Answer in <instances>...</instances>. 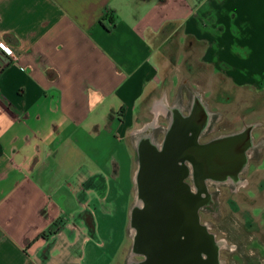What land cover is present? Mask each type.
Returning a JSON list of instances; mask_svg holds the SVG:
<instances>
[{"label": "crops", "instance_id": "0c3cea01", "mask_svg": "<svg viewBox=\"0 0 264 264\" xmlns=\"http://www.w3.org/2000/svg\"><path fill=\"white\" fill-rule=\"evenodd\" d=\"M0 44V264L81 262L175 62L264 92V0H0Z\"/></svg>", "mask_w": 264, "mask_h": 264}, {"label": "rangeland", "instance_id": "374dc122", "mask_svg": "<svg viewBox=\"0 0 264 264\" xmlns=\"http://www.w3.org/2000/svg\"><path fill=\"white\" fill-rule=\"evenodd\" d=\"M201 70L202 68L196 67L193 70L194 75L189 73L187 66L176 71V62L173 67L166 68L164 81L158 91L159 100L165 92L171 105L179 97L184 104H188L192 94L198 95L203 99L208 110L212 113L216 112L222 119L216 124L218 129L221 128L217 134L240 130L243 126L251 124L260 126L256 121L263 118L264 92L259 96L252 91H239L218 77H207L206 81H198L197 79H204L198 74ZM147 102L144 108L140 109L139 121L153 122L155 117L154 126H160L162 130L163 126H167L168 120L162 116L156 118L157 115L151 114L150 110L154 102ZM137 129H142V124H139ZM263 136L264 128L259 127L253 132L254 143L259 145L264 139ZM137 137L138 135L132 139L136 140ZM157 139L160 142L163 135L160 134ZM136 150L129 152L118 145L117 176L111 179L107 200H95L92 205L97 215V231L96 235L92 232L93 243L80 251L79 254L84 253V255L79 264H142L145 261L142 256L144 251L140 245V255H133L135 230L132 226V210L138 204L136 177L140 164L139 152L138 149ZM259 156L260 159L250 161L249 175L242 176V183L247 184L246 180H248L251 185L246 189L242 188L236 194L229 189H222L221 194L216 193L212 197L214 202L212 208L202 210L200 213L201 223L209 225L208 227L211 228L209 232L214 235L218 245L223 240L227 241L225 248L218 253L222 264H264V162L261 165L263 169L258 171L264 150ZM245 225L252 227L256 234H245ZM67 234L71 239L68 231ZM254 235L258 243L252 245ZM236 247L240 251L244 250L252 254L257 247L261 253L259 257L244 255L240 258L232 252Z\"/></svg>", "mask_w": 264, "mask_h": 264}, {"label": "flooded vegetation", "instance_id": "af4514ba", "mask_svg": "<svg viewBox=\"0 0 264 264\" xmlns=\"http://www.w3.org/2000/svg\"><path fill=\"white\" fill-rule=\"evenodd\" d=\"M164 105L166 114L162 115V117L168 120L167 126H163L161 130L160 126H154V123H151L144 128L140 135V148L142 150L144 147L155 149L146 148L144 150L143 179L146 173L151 172L156 167L155 164H161V162L163 167L166 166L165 168L172 170L173 173L182 171L186 176L184 181L188 186L186 187L189 188L194 197V208L199 215L198 225L205 235L212 240L216 249L217 242L214 239V235L209 232L211 228L201 223L200 213L202 210L212 208L214 204L212 197L216 193L221 194L222 189H229L236 194L242 188L246 189L251 185L248 180H246L247 184L242 183V176L250 172L251 160L260 159L259 154L264 150V139L261 140L259 145L254 143L253 132L258 129L257 124L243 126L240 130L229 133L217 134L221 128L218 129L216 124L222 119L216 112H210L203 99L196 94H192L188 104H184L182 98L179 97L174 104L171 105L167 100ZM160 134L163 135V139L159 142L157 137L159 138ZM244 135L250 137L248 148L244 147ZM140 157L141 154L139 153ZM263 162L264 157L258 166V171L263 169L261 166ZM144 196L145 210L147 207L145 191ZM162 213L164 214V221L169 222L173 219V215L166 209H163ZM244 233L247 235L250 233L256 234L252 227L249 228L246 225ZM254 238H256L255 235L252 238V245L258 243ZM181 240L185 241V238L182 237ZM222 242L227 244L226 240ZM151 247V241L143 245L144 255L142 256L145 261L142 264L150 262L147 250L151 249ZM255 250L252 254L250 252L246 253L244 250L240 251L236 247L232 252L240 258L244 255L247 257H259L260 249L256 247ZM195 253L201 264H215L220 261L217 249V259L212 261L213 255L206 243L201 246L199 243Z\"/></svg>", "mask_w": 264, "mask_h": 264}, {"label": "water", "instance_id": "95a60500", "mask_svg": "<svg viewBox=\"0 0 264 264\" xmlns=\"http://www.w3.org/2000/svg\"><path fill=\"white\" fill-rule=\"evenodd\" d=\"M243 142L244 147L248 148L250 137L244 135ZM155 165L143 179L147 207L141 212L138 224L140 246L143 247L149 239L152 244L151 249L147 250L150 262L146 264H201L195 256L199 243L200 246L206 243L211 249L212 261L216 260L212 240L198 225L199 215L194 208V197L184 182L186 176L182 171L173 173L166 166L163 167L162 162ZM163 209L173 215L169 222L164 221ZM182 237L185 241L181 240Z\"/></svg>", "mask_w": 264, "mask_h": 264}, {"label": "bare ground", "instance_id": "6f19581e", "mask_svg": "<svg viewBox=\"0 0 264 264\" xmlns=\"http://www.w3.org/2000/svg\"><path fill=\"white\" fill-rule=\"evenodd\" d=\"M197 98V97H196ZM197 103V102H196ZM156 110V109H155ZM176 110V109H175ZM177 111V110H176ZM157 114V113H156ZM168 115V114H167ZM156 139V138H155ZM156 141V140H155ZM158 144V143H157ZM141 147V142L139 141L138 144H137V148L139 150V153L141 154V157L139 159V170L137 172V177H136V183H137V189H138V195H137V206L136 208H134L132 210V226L135 230V245H134V250H133V255H140V247L138 244L139 243V239L141 238L140 237V231H138V224H139V221H140V215H141V212L144 211V206H145V196H144V191H143V185H142V179H143V157H144V150L146 148H149L151 150H155L154 148L152 147H144L143 150L140 148ZM251 153V152H250ZM249 153V154H250ZM217 196V195H216ZM209 226V225H208ZM133 232V231H132ZM150 242V239L148 240L147 243ZM227 244L224 243V242H220V244L218 245V243L216 244V249H217V254L223 250V248H225ZM142 248V246H141ZM144 255V254H143ZM215 264H222L220 263H215Z\"/></svg>", "mask_w": 264, "mask_h": 264}, {"label": "built area", "instance_id": "2783aa9c", "mask_svg": "<svg viewBox=\"0 0 264 264\" xmlns=\"http://www.w3.org/2000/svg\"><path fill=\"white\" fill-rule=\"evenodd\" d=\"M0 45H3L1 49H3L8 55L13 56V53L9 48H7L4 44H0Z\"/></svg>", "mask_w": 264, "mask_h": 264}, {"label": "clouds", "instance_id": "9594fccd", "mask_svg": "<svg viewBox=\"0 0 264 264\" xmlns=\"http://www.w3.org/2000/svg\"><path fill=\"white\" fill-rule=\"evenodd\" d=\"M6 118H7L6 116H0V120H4Z\"/></svg>", "mask_w": 264, "mask_h": 264}, {"label": "snow or ice", "instance_id": "6c2138e0", "mask_svg": "<svg viewBox=\"0 0 264 264\" xmlns=\"http://www.w3.org/2000/svg\"><path fill=\"white\" fill-rule=\"evenodd\" d=\"M0 47H3V45H0Z\"/></svg>", "mask_w": 264, "mask_h": 264}]
</instances>
